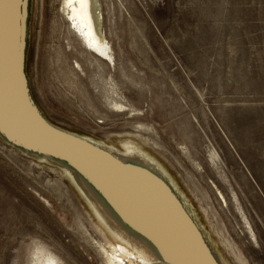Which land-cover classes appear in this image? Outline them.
<instances>
[{"label": "rangeland", "instance_id": "374dc122", "mask_svg": "<svg viewBox=\"0 0 264 264\" xmlns=\"http://www.w3.org/2000/svg\"><path fill=\"white\" fill-rule=\"evenodd\" d=\"M61 1L29 5L25 69L41 111L118 148L140 138L157 144L166 157L146 151L168 168L209 237L221 231L226 263L238 264L230 241L249 264H264V0H103L115 66L80 45ZM10 146L0 137V264H38L42 253L59 264H107L106 240L69 178Z\"/></svg>", "mask_w": 264, "mask_h": 264}, {"label": "water", "instance_id": "95a60500", "mask_svg": "<svg viewBox=\"0 0 264 264\" xmlns=\"http://www.w3.org/2000/svg\"><path fill=\"white\" fill-rule=\"evenodd\" d=\"M29 5L30 0H5L0 7L1 139L83 175L152 243L164 264H221L202 228L160 175L46 119L32 97L25 69Z\"/></svg>", "mask_w": 264, "mask_h": 264}, {"label": "bare ground", "instance_id": "6f19581e", "mask_svg": "<svg viewBox=\"0 0 264 264\" xmlns=\"http://www.w3.org/2000/svg\"><path fill=\"white\" fill-rule=\"evenodd\" d=\"M60 9V15L63 17L65 22L69 23L70 32L75 36L86 52L91 53L103 63L105 62L110 66H115L116 63L114 52L112 50V44L105 30V7L103 6V0H62ZM71 38L73 39V37ZM73 66L79 71H85L84 64L79 59L75 60ZM114 107L122 111H127V108L121 103H115ZM133 115L136 116V114ZM46 119L48 118L46 117ZM135 128L137 130L145 131V127L143 125H137ZM83 137L97 141L106 148L108 147L110 151L116 153L121 159L129 162L130 164H135L140 168L143 167L144 169L154 171L160 175L166 183H169L172 186L177 196L180 197L184 203L187 211L190 212L197 225L202 228L206 240L209 242L221 264H227L224 259L225 256H222L219 253L217 246L218 243L221 246L225 245V242L222 240L224 237L222 238L223 234L221 231L216 230V228L211 225L214 227V233L217 235V238L215 239L216 242L212 240L211 237H209L206 227L202 225L200 221L201 219H199V216L195 214L196 212L191 209L187 197H185L183 191L180 190L168 168H165L162 162L154 154H150L148 151H146V149H152L156 154L166 157L160 150L156 148L157 144L149 141L148 139L140 138V141L136 142V144L132 141H128L122 145V148H118L112 144L98 141L94 138L87 136ZM14 148L16 153L20 152L22 155L30 158L32 163H34L33 161H36V164L39 165L50 164L53 166L54 171L69 178L75 190H77L83 199L86 200L91 215L96 218L97 223H95L94 228L96 227L106 240V245H104L102 241L103 245L101 249L99 248V253L103 259L106 260L107 264H164L162 261H160L161 257L158 256L159 251L153 247L152 243L148 241L145 236L141 235L139 232L137 233L130 224L122 219L120 214H117L112 206L110 204L108 205V203L102 199L94 185H92L83 175L69 169L64 164L62 165L50 157H43L35 153L31 154L24 152L16 147ZM216 155L211 156L215 162H217ZM215 187L217 188L218 196H220L222 202L227 205L229 203V198L226 196L225 191H223L217 185H215ZM201 208L205 213L206 219L209 220V211L204 207ZM247 225L253 238L258 240L254 227L251 225L250 221H247ZM228 246H230L229 248H231V251L238 264H249L246 257L241 254L240 251L236 250L230 241ZM56 258L57 257L53 256L52 254L50 255V253L49 255L42 253L38 258V264H59L58 259Z\"/></svg>", "mask_w": 264, "mask_h": 264}, {"label": "snow or ice", "instance_id": "6c2138e0", "mask_svg": "<svg viewBox=\"0 0 264 264\" xmlns=\"http://www.w3.org/2000/svg\"><path fill=\"white\" fill-rule=\"evenodd\" d=\"M5 3V0H0V7H2Z\"/></svg>", "mask_w": 264, "mask_h": 264}]
</instances>
